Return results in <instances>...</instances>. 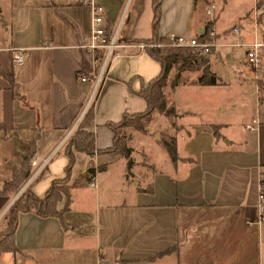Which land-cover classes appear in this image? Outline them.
I'll return each instance as SVG.
<instances>
[{
	"label": "crops",
	"instance_id": "1",
	"mask_svg": "<svg viewBox=\"0 0 264 264\" xmlns=\"http://www.w3.org/2000/svg\"><path fill=\"white\" fill-rule=\"evenodd\" d=\"M93 1L104 7L108 31L124 11L126 19L119 30L124 45L106 64L96 88L92 76L99 68L85 47L88 0H0V217L26 184L43 196L51 180L63 175L66 140L90 102L97 176L93 196H80L77 203L89 157L75 150L71 171L76 156H83L85 166L69 179V208L62 221L19 212L15 250H2L0 264H264V219L247 221L258 218V174L264 168V46L255 70L246 62L247 46L233 44L248 42L255 30L264 32V12L256 21L252 17L254 6L264 8V0L160 1L159 41L169 33L198 36L206 25L215 30L216 43L202 54L218 82L198 83L201 68L180 70L176 82L177 70L171 68L164 92L175 113L154 112L166 122L149 127L151 119L146 133L127 131L129 167L118 148L105 150L113 138L107 122L144 109L145 99L136 90L161 69L135 45L151 37V0ZM210 1L212 15L206 13ZM236 25L238 32L232 30ZM13 47L24 48L20 65L12 61ZM84 62L87 71L77 75ZM215 87L224 96L218 105ZM160 133L175 137L176 161ZM136 138L141 143L133 144ZM33 139L32 157L46 159L44 170L31 177L35 165L30 162L27 179L15 190H4ZM171 245L176 248L147 258Z\"/></svg>",
	"mask_w": 264,
	"mask_h": 264
},
{
	"label": "trees",
	"instance_id": "2",
	"mask_svg": "<svg viewBox=\"0 0 264 264\" xmlns=\"http://www.w3.org/2000/svg\"><path fill=\"white\" fill-rule=\"evenodd\" d=\"M161 0H151L152 5V22H151V37L148 42H154L159 39L157 35V28L159 24L160 11H161ZM207 25L204 30L199 33L198 38L201 40L208 39ZM167 38H160L162 45H150L145 47V51L154 57L161 66L158 74L151 77L147 85H142L136 92L145 99L146 106L144 109L126 113L120 120L109 121L107 124L113 129L112 145L105 148V150H111L118 148L123 155L126 157L127 167L131 164L129 158L130 147H128L122 137L121 127H131L134 130L138 129L143 133L148 131V124L153 117L154 112L163 113L164 115L171 116L174 112L173 104L170 101V96L164 92L167 75L171 68H175L177 72L174 75V81L178 82L179 72L182 69H195L201 68L202 72L197 76L196 80L201 84L217 83L218 79L214 72L209 69V64L202 52L197 47L192 46H172L164 43ZM86 64L83 63L82 69L77 72V75L84 74L86 72ZM1 72V70H0ZM2 73V72H1ZM10 78V74H5ZM93 104L90 102L88 107L82 114L83 116L77 122L73 132L69 135L65 143V153L68 157V163L64 168V173L60 177H55L51 180L49 186L45 189L43 196H38L34 193L29 184H26L15 196L13 201L6 207L4 214L0 217V252L2 250H15L14 244V232L16 229L18 213L21 211H34L35 213L46 216L54 215L62 221L63 213L69 207L70 201V186L69 175L71 167L74 163V152L79 149L84 151L89 157V164L86 167V174L91 172L93 164L91 157L94 154V131L89 129L90 123L93 119ZM4 125L0 121V129H3ZM213 131L216 132V125H213ZM160 142L168 152L169 158L172 161H176V142L173 135L166 137H160ZM35 139L28 142V151L22 158L19 167H14L12 177L10 180H5L3 183L4 190H15L30 173L31 163L30 159L35 151ZM44 168L37 172L34 176L39 175ZM87 180V179H86ZM63 200L61 207H58V203ZM176 248V245L164 248L155 254L148 256L147 258H155L170 252V250Z\"/></svg>",
	"mask_w": 264,
	"mask_h": 264
},
{
	"label": "built area",
	"instance_id": "3",
	"mask_svg": "<svg viewBox=\"0 0 264 264\" xmlns=\"http://www.w3.org/2000/svg\"><path fill=\"white\" fill-rule=\"evenodd\" d=\"M88 7L90 8L89 14V35L88 41L85 44L86 48H89L94 55L93 63L95 66H98V71L94 86L97 85V82L101 79L103 71L105 69L106 64L110 59H112L115 55H117V49L124 45L121 42V37H119L118 28L116 27L112 31H108L103 22L104 19V7L93 0H88ZM215 8V3L210 1L208 6L206 7V13L211 14ZM264 12V8L259 7V5H255L252 10V17L257 20L258 15ZM212 19V17H210ZM118 26V25H117ZM240 26H234L232 30L234 32H238ZM254 35L248 42H242L241 40L233 41V44L240 45L241 43L247 46L246 50V62L251 64L253 68L256 70L260 67L262 61V48L264 46V32L258 33L256 30L254 31ZM208 39L201 40L198 36L188 37L182 34H174L169 33L167 41L164 43L172 46H192L197 47L201 52L207 53L210 50V46L215 44V30L210 27L207 31ZM148 44L150 45H162L163 42L156 40L154 42H138L135 45L138 46L139 49L145 48ZM25 51L23 47H13L12 48V61L15 65H20L24 62L25 59ZM85 76H81V80H85ZM248 127H252L247 124ZM38 156L34 155L30 162L35 165L31 177L34 176L37 172H39L42 168H44L46 159L41 162H37ZM86 184L89 187H96L97 185V176H96V168L93 167L91 172L87 175ZM257 208H258V218L256 220L248 219L249 223H259L262 219H264V168H259L258 174V183H257Z\"/></svg>",
	"mask_w": 264,
	"mask_h": 264
},
{
	"label": "rangeland",
	"instance_id": "4",
	"mask_svg": "<svg viewBox=\"0 0 264 264\" xmlns=\"http://www.w3.org/2000/svg\"><path fill=\"white\" fill-rule=\"evenodd\" d=\"M126 7H125V10H126V8H127V4L125 5ZM125 12V11H124ZM124 12H123V14H122V17L124 16ZM122 17H121V19L119 20L120 22H119V24H118V26H117V28H118V32H119V30H121V28L123 27V23H125L126 21H124V20H126V19H122ZM114 28H116V27H114ZM89 75H91V74H89ZM95 75H97V74H95ZM92 79H93V82H92V84L95 82V79H96V76H92ZM99 82V81H98ZM98 82H97V85H98ZM97 85H95V88L97 87ZM94 88V89H95ZM216 89H215V91L213 92L214 94V101H215V103H216V105H218V102H219V100H222V99H224V96L222 95V93H221V91L217 88V87H215ZM173 96H175V98H177V100L180 102V96L178 95V94H172ZM225 113V112H224ZM164 122H166V120H165V117L163 116V115H159V114H157L156 113V115H155V117H153L152 118V120H151V122H150V126L149 127H151V126H154V125H164L165 123ZM121 130H122V137H123V139H124V141H125V136H127V131L128 130H134L133 128H131V127H129V126H127V127H121ZM224 133H226L227 134V136L226 137H228V129L227 130H225V132ZM156 134V133H155ZM155 134H154V136H155ZM160 135V137H162L163 136V133H160L159 134ZM166 136H169L168 134H166L164 137H166ZM155 138H153V140H154ZM132 143L133 144H136V143H141V141L139 140H137V138L134 140V141H132ZM81 157V158H80ZM76 156L75 157V164H74V167H73V170L70 172V175H69V177H72V178H74L75 176H77L78 175V173H79V171L82 169V167H84L85 166V161H84V159H83V156ZM88 175V174H87ZM86 175V176H87ZM88 177V176H87ZM94 189H93V187H89L87 184H86V186L85 187H83L82 189H81V191L79 192V194H76L77 195V203H80V200L82 199L81 197H86L88 200L93 196V194H94ZM81 196V197H80ZM75 199H76V197H75Z\"/></svg>",
	"mask_w": 264,
	"mask_h": 264
},
{
	"label": "water",
	"instance_id": "5",
	"mask_svg": "<svg viewBox=\"0 0 264 264\" xmlns=\"http://www.w3.org/2000/svg\"><path fill=\"white\" fill-rule=\"evenodd\" d=\"M16 196V195H15ZM15 198V197H14ZM141 263V260L140 261H136V262H130V263H124V264H140ZM119 264H122V263H119Z\"/></svg>",
	"mask_w": 264,
	"mask_h": 264
}]
</instances>
